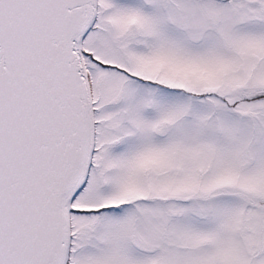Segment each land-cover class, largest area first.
Masks as SVG:
<instances>
[{"label":"snow or ice","instance_id":"6c2138e0","mask_svg":"<svg viewBox=\"0 0 264 264\" xmlns=\"http://www.w3.org/2000/svg\"><path fill=\"white\" fill-rule=\"evenodd\" d=\"M0 264H264V0H0Z\"/></svg>","mask_w":264,"mask_h":264}]
</instances>
